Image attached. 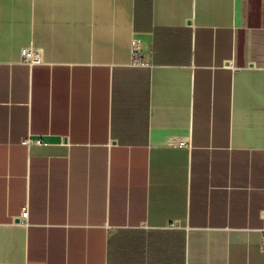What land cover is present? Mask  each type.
<instances>
[{"label":"crops","instance_id":"crops-1","mask_svg":"<svg viewBox=\"0 0 264 264\" xmlns=\"http://www.w3.org/2000/svg\"><path fill=\"white\" fill-rule=\"evenodd\" d=\"M263 233L264 0H0V264H264Z\"/></svg>","mask_w":264,"mask_h":264},{"label":"built area","instance_id":"built-area-1","mask_svg":"<svg viewBox=\"0 0 264 264\" xmlns=\"http://www.w3.org/2000/svg\"><path fill=\"white\" fill-rule=\"evenodd\" d=\"M22 53H23L24 60L28 64H33L35 62L33 59V55H32L31 51H29L27 49H23ZM132 64L133 65H139V66L140 65H149L148 62L145 61L144 57H141V55H140L139 41H137V40L134 41L133 48H132ZM21 143L23 145L30 147L33 144L44 145V144H46V141L41 137H34L33 135H28L27 137H24L22 139ZM181 145L184 146L185 143L181 142ZM28 217H29V209H28V207H26L23 209V211L19 217V221L27 223ZM262 244L264 246V233L262 235Z\"/></svg>","mask_w":264,"mask_h":264},{"label":"rangeland","instance_id":"rangeland-1","mask_svg":"<svg viewBox=\"0 0 264 264\" xmlns=\"http://www.w3.org/2000/svg\"><path fill=\"white\" fill-rule=\"evenodd\" d=\"M164 234H165V233H164L163 231L158 232V235H160V239H158L159 241L162 240V239H161V236L164 235Z\"/></svg>","mask_w":264,"mask_h":264}]
</instances>
